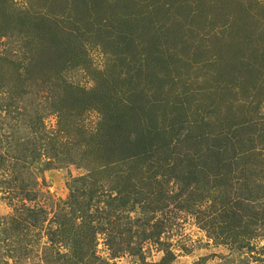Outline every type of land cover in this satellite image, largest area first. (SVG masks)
<instances>
[{
    "label": "rangeland",
    "instance_id": "1",
    "mask_svg": "<svg viewBox=\"0 0 264 264\" xmlns=\"http://www.w3.org/2000/svg\"><path fill=\"white\" fill-rule=\"evenodd\" d=\"M148 1L138 0L136 8H145ZM169 2L160 0L159 4ZM72 4L67 0H0V74L3 70L11 81L0 88V264H264V211L256 209L249 222L242 205H232L237 213L220 210L227 196L236 200L239 194L255 193L258 182L240 181L237 186L211 183L216 173L205 169L209 175L205 181L187 183L182 179L189 169L179 164L170 174L160 171L152 177L154 181L148 177L154 173L145 172L144 184L133 188L129 182L124 184L125 179L118 185L113 174L93 171L86 145L97 130L100 113L89 106L72 112L60 106L75 89L92 90L100 83L101 73L108 76L120 70L121 63L112 61L120 54L113 48L112 52L106 50L99 34L84 33L89 29L87 22L59 51L55 45L51 47L49 38L28 33L21 26L26 23L24 16L27 23H36L49 12L57 14L50 21L66 25L61 9ZM186 5L193 21L187 28L192 29L184 35L179 20V34L203 45L205 51L189 48L180 63L157 68L158 83L168 77L162 84L167 106L190 89L198 92L193 95L198 98L190 102L184 96L183 107L191 109L179 112V119L188 113L181 118L182 124L203 116L208 107H217L220 113L234 99L232 110H243L241 101L247 99L250 109H244L248 117L263 121L260 90L241 85L232 91L213 88L207 80L218 74L216 69L226 71V66L218 67L224 58L235 63L240 56L258 54L264 47L256 41L264 33V0H188ZM138 31L146 35L145 43L152 42L154 30L152 36ZM166 33L164 28L156 32L154 45L159 49L154 55L161 49L179 50H167V41L172 40ZM192 61L199 62L191 66ZM139 80L146 83L145 77ZM16 85L25 88L14 92L10 88ZM199 99L202 111L194 105ZM204 116L211 123L196 127L197 135L201 131L212 134L219 127L216 113ZM216 142L206 138L201 147L206 150ZM145 156L140 158L144 169L149 167ZM130 162L116 159L110 167L128 173ZM99 169L104 170L103 166ZM121 186L129 189V197L127 209L116 219L115 210L106 211L112 203L107 200ZM222 192L232 194L221 198ZM76 229L82 232L80 245V240L70 242L66 234Z\"/></svg>",
    "mask_w": 264,
    "mask_h": 264
},
{
    "label": "trees",
    "instance_id": "2",
    "mask_svg": "<svg viewBox=\"0 0 264 264\" xmlns=\"http://www.w3.org/2000/svg\"><path fill=\"white\" fill-rule=\"evenodd\" d=\"M67 1H72L73 4L68 8L61 9V14L65 15L64 18L67 17L68 24L61 25L62 23L50 21L51 15L57 14L49 12L47 16L36 23L29 21L27 23V16H24L22 21L26 23L21 26L26 27L28 33L34 32L40 38H49L51 47L55 45L59 51L79 35L81 28L85 29L81 25L87 22L86 27L89 29H85L84 33H91L94 36L99 34L101 37H98L101 38L102 45L106 44V50L112 52L113 48L120 54L118 58L112 59L113 62L121 63L120 70L108 76L101 73L100 83L96 84L92 90L75 89L68 100L66 98L62 100L64 105L60 106L63 110L71 112L88 109L87 106H89L100 113L101 119L97 130L86 145L90 166L95 167L93 171L96 173L106 172L109 176L113 174L118 185L122 179H125L124 184L129 182L133 188H138L144 184L147 171L154 173L150 175L151 177L148 176L151 181H154L152 177L155 179L160 171L164 170L165 174H170L174 172L173 169L177 165L184 164L189 170L185 171V177L182 180H186L187 183L193 181L196 184L198 180L205 181L208 178L209 175L204 171L210 169L216 173L211 183L220 181L219 184L228 182L229 186H237L240 181L258 182L254 184L255 193L246 192L244 197L239 194V200L227 196L221 205L222 212L229 210V213L232 211L237 213V208L232 205H242V209L245 211L244 216L251 222L252 217L256 215V209L264 211V127H257L258 124H264V120L257 122L258 120L252 119L251 116L248 117L244 109L245 107L250 109L248 100L242 99L243 110H232L236 107V99H234L230 103L231 107L229 105L225 107L224 112L220 111L219 113L217 107H208L207 112L206 109L203 110V116H197L196 120L191 118L182 124L180 123L183 120L181 118L187 116L188 113L180 115L179 119V112L191 109L183 107L184 96L186 95V99L192 102L193 99L198 98L193 97L198 92L189 89L183 93L179 100H175L174 104L168 107L166 103L168 95L165 94L167 92L162 87L164 80L168 77L158 83L157 68L170 66L173 62L180 63V59L186 55L185 50L190 51L191 48H197L202 53L205 51L203 45H197L189 38L182 36L183 34H179V20L182 29L185 30L184 35L192 29L191 27L187 28L188 23L190 26L193 23L189 17L190 8L188 9L186 5L188 0H170L165 4H159L160 0H149L145 8L141 6V8H136L139 6L138 0ZM140 2L143 3V0ZM159 9H163V12H158ZM156 11L157 13L154 15ZM160 28L166 29V34L172 40V43L167 41V50H175L176 47H179V50L165 52L161 49L158 56L154 55L159 49V46L155 48L154 41L156 32ZM139 29L146 31L151 36L153 35L151 30H154L152 42L145 43L146 35H141ZM253 37H249L252 43L257 41L259 47L264 46L261 45L264 43V33L259 34V40L256 38V41L252 40ZM260 50L258 54L240 56L239 61L237 59L235 63L233 60L224 58V63L222 65L220 63L218 67L226 66V71L222 72L216 69L215 72L218 74H213L210 81L207 80V82L213 88L229 91L240 85L244 88L251 86L256 88L257 92L260 90L264 95V47ZM138 52L142 55V59L138 58ZM181 52H183L182 55ZM195 54L199 58L196 51ZM217 55L222 59L224 57L220 53ZM198 62L192 61L191 66ZM152 63L156 64V68L151 67ZM4 76V71L1 70L0 88L1 84L5 82L11 83L10 79ZM142 77H145L146 83L139 80ZM177 80L180 83L178 78L175 79L176 82ZM16 86L10 89L15 92L25 88L22 85ZM154 86L157 87L156 91L152 90ZM200 100L202 99H199L198 103H194V105L198 107L199 111H202ZM209 113H216L220 118L217 131H213L212 134L201 131L197 135L196 127L206 128L210 125L211 122L204 116ZM178 119L179 124L176 125ZM206 138H214V141H217L215 145L206 149L207 151L201 147V143ZM144 155L149 161V167L145 169L142 167L140 159ZM116 159L119 162L131 161L133 163L132 174H128L131 171L128 173L121 171L119 167L111 168L110 164H113L112 162ZM100 166H103V171L99 169ZM155 183L157 182L155 181ZM127 190L129 191L127 187L121 186V189L117 187V195L110 196L107 200L109 205L112 203L106 211L110 213V209L115 210L116 219H119L122 210L127 209L126 198L129 197ZM228 191L233 192L229 189ZM229 192L226 194L231 195L232 193ZM226 194L222 192L221 198ZM211 195L213 196L212 191ZM28 211L34 210L28 209ZM81 233V230L77 229L74 232L70 230L66 232L69 234L70 242L80 240ZM82 241L81 239L77 245H80Z\"/></svg>",
    "mask_w": 264,
    "mask_h": 264
}]
</instances>
